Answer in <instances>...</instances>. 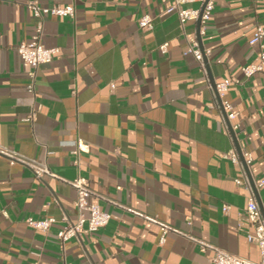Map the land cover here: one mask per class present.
I'll return each instance as SVG.
<instances>
[{
    "label": "crops",
    "instance_id": "crops-1",
    "mask_svg": "<svg viewBox=\"0 0 264 264\" xmlns=\"http://www.w3.org/2000/svg\"><path fill=\"white\" fill-rule=\"evenodd\" d=\"M28 1L0 0V149L67 180L86 177L106 199L89 200L111 217L62 249L56 231L77 219L75 189L0 151V264H212L210 249L173 232L161 242L156 224L109 201L259 261L247 236L254 225L240 215L249 195L235 183L242 168L223 157L233 145L226 125L197 61L183 52L196 21L182 30L174 0H36L73 2L75 10L44 16L41 43L58 52L38 67L32 95L17 52L36 25ZM202 3L181 0L178 8ZM143 14L152 28L138 26ZM257 24L264 28V0H216L201 35L213 79L240 81L224 98L236 113V141L251 153L253 182L264 179V70L245 78L241 66L257 60L260 48L249 43ZM77 141L87 149L75 154ZM257 193L264 209V185ZM27 217L56 222L42 233Z\"/></svg>",
    "mask_w": 264,
    "mask_h": 264
},
{
    "label": "built area",
    "instance_id": "built-area-1",
    "mask_svg": "<svg viewBox=\"0 0 264 264\" xmlns=\"http://www.w3.org/2000/svg\"><path fill=\"white\" fill-rule=\"evenodd\" d=\"M181 0H174V8L177 10L178 19L180 28L183 30L184 24L187 20H197L199 19V28L198 34L201 36L205 33V27L212 15V11L215 5L216 0H202V6L199 9H179L178 3ZM28 8L31 10L32 16L36 19V25L34 32L32 33L28 41H22L17 46V52L22 59V61L28 66L27 70V84L26 89L32 95H34V84L37 74V69L41 64L50 63L54 55L58 52L57 47H46L41 43L40 37L42 32V21L45 15H58V16H74L75 6L71 2L66 5L52 4V5H41L36 0L28 1ZM152 17L149 14L141 15L138 20V26L141 29H150L152 28ZM264 38V28L257 24L254 27L253 34L249 39V43L258 44L260 51L258 53L257 60L250 62L241 66V72L245 78H249L256 72L264 70V50L262 39ZM168 43L164 42L159 45V49L162 52L167 51ZM184 54H191L194 59L197 61L199 70L204 74L206 78L207 86L210 88L214 100V105L218 108L221 113L222 121L226 125V129L229 133L230 139L232 141V147L223 153L225 159L230 160L233 163L240 164L243 171V179H235V183L242 185L247 189L249 195L244 206V209L241 212V217H243L248 222L254 225V233L248 234V239L254 242L260 253L259 261H251L247 258L239 256L237 254L231 253L227 250H224L220 247L207 243L197 237L190 235L182 231L181 229L171 226L157 217L147 216L139 213L138 211L127 207L116 201H109L114 206L120 207L124 210L130 211L133 214L141 215L148 221L156 224L160 229V241L163 242L167 233L173 232L178 235H182L192 242L198 244L202 249H210L212 251L211 262L212 264H264V213L259 207L257 202L254 189L250 184L249 178L246 174L244 165L240 159V156L237 152V149L234 144L233 136L231 131L234 133L236 138L235 131L237 129V124L232 122L236 113L233 110L232 104L224 98V94L227 91L231 83H239L237 79L224 78L220 81H215L214 88L212 87L209 77L207 75V62L205 58L210 53L208 47H201L195 33L194 36L187 38L186 47L184 49ZM220 99V102L217 100V97ZM228 122V123H227ZM87 145L81 141H77L75 149L73 152L78 154L80 151H85ZM4 153L10 162V164L19 162L30 167L34 175L38 178L43 177L44 175L52 176L59 178L60 180L68 183L71 187L75 189L76 196L73 201V204L77 210V219L72 221H67L62 227L57 229L56 237L58 239L60 247L63 249L64 243L70 238H78L82 231L85 229L88 232H95L98 229L105 227L111 217V214L103 210L97 202H91L89 200L90 196H95L98 199L106 200L102 195L93 191L90 186L88 179L84 176L77 175L72 180H67L61 177H58L52 173L46 163H41L33 159H28L22 155H18L14 152L1 150ZM241 156L244 161V164L248 167L252 161L251 153L247 150L241 149ZM254 188L257 190L264 185V179L253 182ZM229 206L224 204L222 210L226 213ZM56 222L53 217L45 218H34L27 217L26 223L28 226L32 227L36 231L46 233ZM189 223V221H188Z\"/></svg>",
    "mask_w": 264,
    "mask_h": 264
},
{
    "label": "water",
    "instance_id": "water-1",
    "mask_svg": "<svg viewBox=\"0 0 264 264\" xmlns=\"http://www.w3.org/2000/svg\"><path fill=\"white\" fill-rule=\"evenodd\" d=\"M196 25H197V28H196L197 39H198V41H199L200 46L202 47L203 45H202V41H201V36L198 34L199 19L196 20ZM205 61L207 62V58H205ZM207 75H208V77H209V80H210V83H211L212 87L214 88V86H215V80L213 79V77H212V75H211V72H210V70H209V68H208V64H207ZM216 97H217V100L220 102V99L218 98L217 95H216ZM227 123H228V122H227ZM231 133H232V136H233V140H234L235 147H236L237 152H238V154H239V156H240V159H241V161H242V164L244 165V168H245L246 174H247V176H248V178H249L250 184L252 185V187H253V189H254V193H255V196H256L257 202H258V204H259V207H260V209L262 210V212L264 213V209H263V207H262V205H261V203H260V201H259V199H258V193H257V190L254 188L253 180H252V178H251V176H250V174H249L248 167L244 164V161H243V159H242L241 152H240V147H239V145H238V143H237V141H236V138L234 137V133H233L232 131H231Z\"/></svg>",
    "mask_w": 264,
    "mask_h": 264
}]
</instances>
